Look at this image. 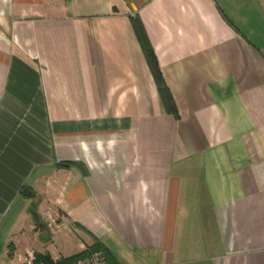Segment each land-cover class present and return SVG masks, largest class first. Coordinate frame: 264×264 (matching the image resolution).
<instances>
[{"label":"crops","instance_id":"obj_1","mask_svg":"<svg viewBox=\"0 0 264 264\" xmlns=\"http://www.w3.org/2000/svg\"><path fill=\"white\" fill-rule=\"evenodd\" d=\"M63 226L106 264H264V0H0V240Z\"/></svg>","mask_w":264,"mask_h":264},{"label":"trees","instance_id":"obj_2","mask_svg":"<svg viewBox=\"0 0 264 264\" xmlns=\"http://www.w3.org/2000/svg\"><path fill=\"white\" fill-rule=\"evenodd\" d=\"M131 24H132V28L134 30V33H135V35H136V37L140 43V47L142 49V53L144 55V58H145L146 62H148L150 67L152 68V75H153L154 81L156 83V87H157L159 96L163 102L171 103V106H172V101H171L169 91H168L164 81L162 80L160 73L158 72V69L155 65V59L153 57L152 50H151L147 40L144 37V33L142 31L141 24L138 21V19L136 18V16L132 17ZM60 163L63 165H67V162H60ZM22 193L24 195H28V193H26L24 191V189L22 190ZM93 250H100L104 255L106 263H107V261L109 262V260H111V256L109 255V253L107 252L105 247L102 246L97 240H94L92 243L86 245L85 248H83L79 251H76L74 253H71V254H68L65 256H59L56 259L51 258L50 254L48 252H44V253H38L37 252L34 255H35V261L37 263L39 261H43L45 264H66V263L74 261L78 258L84 257L85 255H87L89 252H91Z\"/></svg>","mask_w":264,"mask_h":264},{"label":"rangeland","instance_id":"obj_3","mask_svg":"<svg viewBox=\"0 0 264 264\" xmlns=\"http://www.w3.org/2000/svg\"><path fill=\"white\" fill-rule=\"evenodd\" d=\"M62 228L64 229L63 232L61 229H59L58 233L54 232L52 236L53 241L49 247V254L51 253L54 255V257L59 255L60 252L63 255L71 253L76 247V240L78 239L76 234L66 226H63ZM24 256L25 254L19 252L11 254L7 247V241L0 240V264H26L24 261Z\"/></svg>","mask_w":264,"mask_h":264},{"label":"built area","instance_id":"obj_4","mask_svg":"<svg viewBox=\"0 0 264 264\" xmlns=\"http://www.w3.org/2000/svg\"><path fill=\"white\" fill-rule=\"evenodd\" d=\"M47 220H53L50 214H45ZM24 261L26 264H45L43 261L38 263L35 261V255L32 250H27L24 256ZM66 264H106L103 253L100 250H93L89 252L84 257L78 258Z\"/></svg>","mask_w":264,"mask_h":264}]
</instances>
